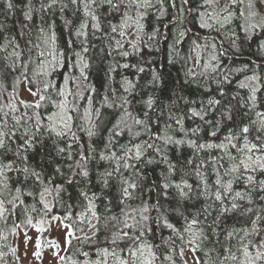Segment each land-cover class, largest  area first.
Wrapping results in <instances>:
<instances>
[{
    "label": "trees",
    "instance_id": "1",
    "mask_svg": "<svg viewBox=\"0 0 264 264\" xmlns=\"http://www.w3.org/2000/svg\"><path fill=\"white\" fill-rule=\"evenodd\" d=\"M8 2L9 0H0V49H2L0 50V128L5 132L15 129L16 136L11 139L6 138V148L0 150L3 153L0 159L4 162L9 160L13 162V170L7 172L8 184L13 190L19 186L16 181L23 179L22 173L17 169L23 168L25 163L37 171L44 170L45 174L52 178L54 184H64L66 189L59 199H54L53 196L47 198L52 205L50 215L63 217L71 213V218L65 220L64 223L72 224L73 230L83 227L84 232L75 231L76 237H82L86 233L90 234V230L77 219L78 214L84 211L86 206V201L78 198V191L85 185L78 175L73 177L71 185L65 183L71 176L69 165L75 169L73 161L80 159L78 153L83 151L86 156L90 157L87 167L91 183L85 190L99 192L100 186L96 182L97 174L105 170L112 171L115 167L113 161L100 160L101 153L107 155L109 152H115L119 156L122 155L121 145L129 147L145 141L148 144L154 143L160 148V152L147 149L142 161L137 163L143 179H137L138 188L134 191L133 198L121 203L120 173H116L109 182V188L104 190L106 198L96 201V210L101 217L97 225L99 247H108L109 245L104 242V237L122 227V224L109 219L112 216L123 219L122 210L130 213L131 209L141 207L144 202L155 204L157 201L168 207L176 206L174 189L167 190L168 197L162 195L160 185L165 182V178L177 183L185 179L193 185L196 192H203L204 186L201 184L200 177L195 174L199 170L209 190L212 192L216 190L217 175L214 169L218 165L212 162V158L221 155L219 150L197 151L187 144L165 145L163 141L154 140L153 137L156 133H160L171 135L176 139L196 140L198 144L218 143L229 128L236 129L237 125L242 127L248 123L249 117L255 119L254 114L249 113L247 107L238 103L239 100L248 97V90L240 88L239 83L245 81V78L254 72L264 82V48L261 47L264 44V27H258L253 32H248L246 36L243 16L237 4L234 5L235 13L231 23L225 25L223 29L219 31L216 28L202 29L199 26L197 11H201L200 6L203 0H191L189 7L194 11L188 13L185 10L182 22L175 19L178 12L171 6V0H162V2L151 0V8L141 9L134 6L129 7L128 0H124L118 10L110 8L107 4L91 5V10L99 20V29L93 28L94 21L85 13L84 4L87 0H76L75 3L73 0H55V3H52V0H10L13 5L11 9L7 7ZM113 2L118 3L119 0H113ZM25 13H28L31 18H26ZM125 13L130 19L125 18ZM140 13H143L142 18ZM122 22L131 26L124 27ZM137 22L143 25L142 29H137ZM81 24L87 25L82 29L86 35L78 36L77 32L81 31ZM111 25H116L118 30L113 32ZM216 27L219 28V25ZM121 28L125 32L124 36L120 34ZM40 29H44L43 33ZM178 30L185 31L187 35L177 44ZM232 32L240 38L237 40L240 45L239 51L230 47ZM197 37L200 39L197 40ZM193 40L200 45L214 42L217 47L215 50L201 47L192 51ZM117 41L123 45L122 48L117 47ZM17 44L18 49L15 47ZM132 44L137 47L133 49ZM35 45L39 47H34ZM84 48L88 49L86 53L83 52ZM224 49L228 52L227 55L219 57L221 69L216 73L206 70L204 65L210 62L209 55L219 54ZM13 51L21 53L19 59L10 55ZM123 51H127L129 55L122 56L120 53ZM40 52H44V57L39 56ZM76 53H81L89 65L85 70L86 80L80 78L79 66H74L78 64ZM56 60H59V64H55ZM41 61L46 65L55 64V67L54 70H49L50 74L47 77H36L35 87L40 86V80L50 82L55 86L49 89L51 100L55 102L64 98L57 96V91L65 90L69 110L73 116L72 132L75 133V138L71 135L59 139L54 135L50 137L42 129L41 134L36 135L37 143L34 148L21 152V156L27 155L28 157V160L24 162L16 156L17 146L22 143L20 137L24 135V128L35 132L32 127L33 121L28 120L27 117L31 116L33 111H40L42 117L52 112L59 113V110L51 104H45L41 109L28 108L26 105L34 102L37 97L27 99L21 94L22 85L25 84L20 75L21 72L25 71L26 75L32 78L33 72L37 71V64ZM13 64L15 68L12 67ZM25 64L28 65L27 69L23 67ZM124 64H128L129 67H122ZM138 68H143L144 71L138 72ZM109 69L112 70L109 71ZM154 72L158 75L156 82H153ZM222 73L229 76L230 82L223 85L229 96L222 106L211 108L207 105V101L210 98L220 99L217 81L222 78ZM66 76L69 77L67 86L64 83ZM125 78L134 84L131 92L124 90ZM233 96L237 98L232 99ZM150 97L155 103L151 109H148L144 102ZM124 99L129 100L130 103L122 105ZM257 100V110L264 111V88L257 93ZM229 103L234 106L233 120L224 122L216 138L209 135L213 127L205 124L199 117H193L189 111L191 108L199 111L203 107L207 111L205 120L213 121L215 124V121L221 119L220 112L223 107ZM11 104L16 106V111H12L9 107ZM125 109L140 119L145 118L143 113L147 111L150 132H142L139 137L133 138L127 132H122L123 124H121L116 131L122 134L113 135V126L123 118ZM97 111L99 115L96 114ZM89 113H91L92 123L96 126V134L92 137H89L87 131L84 130L90 127ZM13 117L20 121L19 124H16ZM177 118H182L184 131L181 130L180 125L175 123ZM128 122L131 123V121ZM166 125L171 127L165 133L163 130ZM195 128H199L200 132L194 136L191 130ZM137 130L140 129L133 128V131ZM185 131H187V136H185ZM255 135L253 130L249 138ZM109 140L112 143L106 148ZM69 144L71 148L68 147ZM57 146L65 148V153L58 154ZM68 152L72 153L71 159L68 158ZM235 154L233 151V155ZM148 159H151L153 163L147 164ZM130 162L136 163L135 161ZM169 163L175 166L172 173L168 172ZM220 163H223L225 168L228 167L226 161H220ZM57 165L64 173L63 176L55 173ZM134 171L121 169L125 177L132 176ZM220 171L223 174V169ZM252 174L255 175L257 182L264 180V172L257 171ZM231 178L224 177L225 180ZM233 189L234 191H250L253 202L249 205L247 201H238L242 205L238 211L221 217L218 227L213 225L217 227L219 235L209 234L210 242H205L201 249L195 252L202 264H214L218 259L224 264H242L243 256L239 251V236L231 241H225V232L234 227L250 229L251 220L256 218L255 214L259 211L261 215H264V199H261L264 197V190L257 186L253 191L242 180L234 182ZM25 190L35 191L32 180L25 182ZM38 199V197H25L24 205H18L15 210L6 213L5 218L0 219V264H22L15 245V238L19 228L30 227L23 223L26 215L33 218V224H37V221L44 218L43 205L37 203ZM225 203L227 204L228 201L226 200ZM206 205L210 206L211 215L208 216L207 224L211 225L218 215L219 202H215L211 197L206 199L201 195L186 201L184 206L188 212H194ZM28 206H35L36 211H31ZM247 207H252L253 213L243 214ZM26 208L28 209L27 214ZM149 215L153 218L150 220L152 232L147 234V239L149 243L158 245V248L154 249L157 257L155 264H168L164 257L169 254V245L163 243L162 240H166L171 235V230L157 226L154 221L157 212L154 209ZM169 219L177 228L183 225V220L174 214H170ZM17 225L20 227H16ZM259 227L264 229V221L259 222ZM248 239L255 241L264 239V231H261L259 236H250ZM126 243L121 242L119 248L113 247L110 250L117 251L118 255L127 256ZM177 245L181 246L179 241ZM184 247L185 250L188 249L186 245ZM120 248H124L125 251L120 253ZM225 248H231L238 259L236 261L225 260L228 255L224 251ZM83 252H88L89 256L84 257ZM173 255L176 264H182L179 257ZM62 256L65 259L60 260V264H86V261L98 262L102 259L97 255L95 247L82 244L74 238L71 239V243H67ZM184 261L189 264L185 255ZM107 264H117V262L109 256Z\"/></svg>",
    "mask_w": 264,
    "mask_h": 264
},
{
    "label": "snow or ice",
    "instance_id": "2",
    "mask_svg": "<svg viewBox=\"0 0 264 264\" xmlns=\"http://www.w3.org/2000/svg\"><path fill=\"white\" fill-rule=\"evenodd\" d=\"M75 2L76 0H73V3ZM218 2L219 0H203V4L200 7L212 6ZM235 2L236 0H229V3L220 8L219 12H216L215 10H213V12L197 11L200 28H216V30L219 31L220 29H223L225 25L230 24L233 16L232 11L230 10V5ZM52 3H55V0H52ZM123 3L124 0H119L118 3H114L113 0H87V2L84 4L85 13L94 21L92 25L93 28L99 29L100 23L94 12L91 10V5L100 6L107 4L110 8L118 10L121 5H123ZM190 3L191 0H171V6L176 8L178 12L177 16L175 17L177 21L182 22L184 20L185 10H187L188 13H192L194 11L193 8L189 7ZM12 6L13 5L9 0L7 7L11 9ZM49 6H51V4ZM128 6H134L137 9L151 8L152 3L151 0H128ZM161 14H164L163 10ZM124 15L126 19H130L127 13ZM139 15L141 18L143 17V13H140ZM25 16L28 19L31 18L28 13H25ZM122 25L124 27L131 26L124 24V22H122ZM217 25H219V28L216 27ZM86 26V24H81V31L77 32L78 36L86 35V33L82 31V29H84ZM142 27L143 25L137 22V29L140 30ZM258 27H264V23L248 24V26L244 28L246 36L249 31H253ZM111 30L116 32L118 28L116 25H111ZM40 31L43 33L44 29H40ZM120 34L121 36L125 35V32L122 28L120 30ZM186 35L187 33L185 31L178 30L176 43H180V41ZM50 39H54V37H50ZM199 39L200 37H197V40ZM239 39V36H237L235 32L231 33L230 47L232 49L239 51L240 45L237 43V40ZM131 46L133 49L137 47L135 44H132ZM15 47L18 49L19 45L17 44ZM34 47L39 46L35 45ZM117 47L122 48L123 45L117 41ZM201 47L215 50L217 46L214 42L200 45L196 40L192 41V51H196ZM261 47L264 48V44H262ZM87 51V48L83 49V52L86 53ZM227 52L228 50L224 49L219 54L212 55L210 62L206 63L204 68L216 73L221 69V61L219 57L222 55H227ZM120 54L122 56L129 55L127 51H123ZM10 55L19 59L21 53L18 51H13V53ZM75 55L78 57V64L74 66H79L80 78L86 80L87 76L85 74V70L89 67V65L87 62H85L81 53H76ZM39 56L44 57V52H40ZM55 64H59V60H56ZM55 64L46 65L43 61H41L39 64H37V71L33 72L32 78H29L25 71H22L20 74L29 94L33 97H37L34 102L27 104L26 107L41 109L45 104H51L54 108L59 110V113L52 112L43 117L40 111H33L32 115L27 117L28 120L33 121L32 127L35 129V132H30L29 128H24V135L20 137L22 143L18 144L17 146L16 156L18 159H21L24 162L28 160V157L27 155L21 156V152H27L28 150L34 148L35 144L37 143L36 135L41 134L42 129L44 132H47L50 137L54 135L59 139L66 138L67 136L71 135L73 138H75V133L72 132L73 116L69 110V104L67 102L65 90L60 89L57 91V96L64 98L59 102H55L51 100L49 94V89L55 87L54 85L46 80H40V86L35 87L37 83L35 78L47 77L50 74L49 70H54ZM12 67L15 68V64H13ZM23 67L27 69L28 65L25 64ZM122 67L127 68L129 65L124 64ZM133 67L135 66L133 65ZM111 70L112 69H109V71ZM143 71V68H138V72ZM221 75L222 78L217 81L218 95L220 96V99H208L207 105L211 108L222 106L225 99L229 96V93H227L223 88V85L230 82L229 76L224 73ZM68 80L69 77L66 76L64 81L65 86H67ZM157 80L158 75L154 72L153 82H156ZM124 84L126 85L124 89L125 92H131V90L134 88L132 81H129L126 78L124 80ZM239 87L248 90V97L247 99L239 100L238 103L247 107L249 113L254 114L255 119H251V117H249L248 123L244 124L242 127L237 125L236 129L229 128L227 133L218 143L205 142L198 144L196 140L185 138L176 139L171 135H161L160 133H156L153 137L154 140L163 141L165 145L175 144L179 146L187 144L189 147L196 149L197 151L203 149L219 150L221 155L212 158V162L218 165V167L214 169L217 175V179L215 181V185L217 187L214 192L209 190L207 182L199 170H197L195 174L200 177L201 184L204 186L203 192H196L193 188V185L188 183L185 179H182L177 183L165 178V182L160 185L162 188V195L164 197H168L169 193L167 190L174 189L176 206L168 207L157 201L155 204L144 202L141 207L131 209V214L129 211L122 210L121 216L123 219H120L116 216L109 217L110 220L116 221L117 224H122V227L111 232L110 235L104 237V242L109 245L108 247H99L97 241V232L99 229L97 228V225L99 224L101 217L96 210V201L106 198L104 196V190L109 188V182L116 173H120L119 182L121 203H123L124 200L132 199L134 191L138 188L137 179H143L141 172L137 168V163L142 161V157L144 156L147 149H154L157 153H159V147H156L154 143L148 144L147 141H145L143 143L132 144L129 147L121 145L120 151L122 155L119 156L115 152H109L107 155L101 153L100 160L113 161L115 163V167L112 169V171L105 170L104 172H99L97 174L96 182L97 185L100 186L99 192H90V190H85L88 184L91 183L90 172L87 167V162L90 157L86 156L83 151L78 153L80 159L73 161L75 169H73L72 165H69L71 176L67 178L65 183L71 185L73 177L78 175L81 177L85 185L84 188L78 191V198L86 201V206L84 211L78 214L77 219L81 224L85 225L90 230V234L86 233L82 237H76L75 231L84 232L83 227H77L75 230H73L72 224L64 223L65 220L71 218V213H68L63 217L50 215L52 212V205L49 203L47 198L49 196H53L54 199H59L61 193L66 190L64 184H54L52 178L46 175L44 170L37 171L34 168H30L25 163L23 168L17 169V171L22 173L23 179L16 181L19 186H16L13 190V188H11L8 184L7 176V172L13 170V162L10 160L4 162L2 159H0V219L5 218L6 213L15 210L18 205H24L25 197H38L39 199L37 203H41L43 205L44 218L37 221V224L42 226L47 224L48 228H51L53 225L63 228V239L65 243H71V239L74 238L79 240L82 244H90L96 248L97 255L102 259L98 262L86 261V264H107V259L109 256L116 260L117 264H155L157 257L154 249L158 248V245L149 243L147 239V234L152 232L150 220L153 218L150 217L149 213L154 209L157 212V216L154 218L157 226L171 230V235L166 240H162L163 243L169 245V254L164 257L165 261H168V264H176V260L174 259L173 255L175 254L179 257L182 264H187V262L184 261V245H186L192 253H195L197 250L201 249V246L205 242H210L209 234L216 236L219 235L217 232V227L219 226L220 218L226 214L238 211L242 206L238 203V201H247L249 205L252 204L253 200L251 192L234 191V182L242 180L245 182L248 188L252 189L253 191L257 186L261 190H264V180L257 182L255 175L252 174L257 171L264 172V111L257 110V93L260 92L262 88H264V82H262L261 77L254 72L251 76L246 77L245 81H241L239 83ZM91 90L94 91V89ZM236 98V96L232 97V99ZM21 103L24 102L21 101ZM129 103L130 101L127 99L122 101V105ZM144 103L148 109H151L155 101L150 97ZM9 107L12 109V111H16V106L14 104L9 105ZM189 111L193 117H199L200 120L204 121L205 124L212 126L213 130L209 133V135L212 138H216L224 122L233 120L234 106L229 103L226 107H223V110L220 112L221 119L215 121V124H213V121L205 120L207 111L203 107L199 111L196 108H191ZM96 114L99 115V112L97 111ZM25 115H27V113ZM143 115L145 118L140 119L139 117H134L131 112L125 109L123 118L118 120L113 126V135H121L122 132H127L131 137L136 138L139 137L142 132H150L148 112L145 111ZM245 115H248V113H245ZM5 116H7V113H5ZM13 119L16 120V124H19L20 121L18 119L15 117H13ZM45 121H47V123ZM88 121L90 123V127L84 130L87 131V135L89 137H92L96 134V126L91 121V113L88 114ZM128 121H131V123ZM175 123L180 125L181 130L184 131L182 128V118H177ZM121 124H123L122 132H117L116 129L120 128ZM170 127V125H166L163 131L166 133L167 129ZM133 128H139L140 130L133 131ZM253 130L255 131L256 135L250 139L249 136ZM191 132L195 136L200 132V129L195 128L192 129ZM14 136H16L15 129L5 132L2 128H0V150H4L6 148V138L11 139ZM185 136H187V131H185ZM111 143L112 141L109 140L106 148L110 147ZM68 147L71 148V144H69ZM8 151H10V149H8ZM233 151H235V155H233ZM57 152L58 154H64L65 148L57 146ZM2 155L3 153L0 152V156ZM67 155L69 159L72 158L71 152H68ZM130 161H135L136 163H132ZM165 161L167 162L166 156ZM220 161H226L228 163V167L225 168L224 164L220 163ZM146 163L151 164L153 161L148 159ZM189 163H191V161H189ZM201 163H203V161ZM174 167V165L169 163L168 172L172 173ZM121 169H132L135 171L132 173V176L125 177L121 173ZM220 169H223V174H221ZM55 173L60 176L64 175L59 165L55 167ZM224 177L232 178L225 180ZM28 180H32L33 185L35 186V191L25 190V182ZM201 195L205 196L206 199L211 197L215 202H219L218 215L212 221L211 225L207 224L208 216L211 215L209 212L210 206L206 205L194 212H188L184 206L186 201L192 200L194 197L198 198ZM261 199H264V197H261ZM226 200L228 201L227 204L225 203ZM28 207L31 209V211H36L35 206ZM27 211L28 209L26 208V214ZM186 212L187 214H185ZM247 213H253V208H245L243 214ZM170 214H174L183 220V225L180 228H177L176 225L170 221ZM255 215L256 218L251 220L250 229L248 227H234L232 230L225 232V241H231L232 239H235L237 236H239V251L243 256L242 264H264V239H260L259 241L248 239L250 236H259L261 231H264V229H260L259 227V222L264 221V215H261L259 211ZM93 221H95V223ZM23 223L36 228L37 232H43L47 230L44 227H37L36 224H33V218L30 215H26V219ZM213 225H216L217 227H213ZM16 227H20V225H17ZM240 233L243 234L240 235ZM29 239H31V237H28L25 233V241ZM177 241L180 242L181 246L177 245ZM121 242H127V256L118 255L117 251L110 250L113 247L119 248V244ZM36 247H41L39 238L36 240ZM52 247L59 249L61 245L53 241ZM124 251V248L119 249L120 253H123ZM224 251L228 253V255L225 257V260L230 259L232 261H236L238 259L237 256L233 254L231 248H225ZM34 255L39 256L40 253L37 251L34 253ZM54 255H56L61 261L65 259V257L60 256L58 253H54ZM82 255L84 257H88L89 253L83 252ZM194 259L196 260V264H202V262L196 257H194ZM214 264H224V262L218 259L216 262H214Z\"/></svg>",
    "mask_w": 264,
    "mask_h": 264
},
{
    "label": "rangeland",
    "instance_id": "3",
    "mask_svg": "<svg viewBox=\"0 0 264 264\" xmlns=\"http://www.w3.org/2000/svg\"><path fill=\"white\" fill-rule=\"evenodd\" d=\"M229 0H219V2L212 6L202 7L201 11L206 12H219L225 4H228ZM238 4L239 11L243 16L244 26L248 24H261L264 23V0H236L235 3L230 5V10L234 15V5ZM233 17V16H232ZM254 31V30H253ZM249 31V32H253ZM21 94L24 98L34 99L27 91L25 84L22 85ZM37 227H44L47 229L43 232H37L36 228L30 226L29 228H19L15 245L22 264H60V260L54 253H58L62 256L67 243L64 242L63 233L64 229L53 225L48 228V225H39ZM25 233L31 239L25 241ZM39 238L41 247H36V240ZM55 241L61 245L59 249L52 247V242ZM39 252L40 255H34L35 252ZM185 257L189 264H196L195 253H192L189 249L185 250ZM197 258V257H196Z\"/></svg>",
    "mask_w": 264,
    "mask_h": 264
},
{
    "label": "bare ground",
    "instance_id": "4",
    "mask_svg": "<svg viewBox=\"0 0 264 264\" xmlns=\"http://www.w3.org/2000/svg\"><path fill=\"white\" fill-rule=\"evenodd\" d=\"M213 54H211V55H209V57H210V59H211V56H212ZM209 62V61H208Z\"/></svg>",
    "mask_w": 264,
    "mask_h": 264
}]
</instances>
